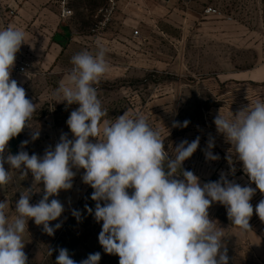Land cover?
Here are the masks:
<instances>
[{
	"label": "rangeland",
	"instance_id": "374dc122",
	"mask_svg": "<svg viewBox=\"0 0 264 264\" xmlns=\"http://www.w3.org/2000/svg\"><path fill=\"white\" fill-rule=\"evenodd\" d=\"M106 5V0L72 3L74 17L69 22L71 30L58 69L45 74L19 73L26 82L17 83L37 109L29 126L20 133L21 143L28 142L22 144L24 151L42 158L47 149L54 150L61 135L74 139L66 121L78 105L60 103L53 93L66 82L73 55L81 51L95 54L98 46H103L109 71L95 87L108 113L104 119L114 121L124 112L143 115L160 132L170 158H174V149L181 141L190 143L199 136V146L183 162L182 170L192 171L201 186L218 181L223 174L231 182L256 189L244 173L242 162L231 152L232 145L217 132L214 118L219 112L235 115L250 103L264 102V0L220 6L214 5V0H120L104 24ZM209 7L217 14H206ZM185 120L189 121L187 127L172 126L175 121L182 124ZM34 131H39L35 140ZM210 139L217 160L206 159ZM21 171L16 170L5 186L10 193V207L16 205L25 189H32L31 204L44 195L43 182L35 185L31 171L26 177ZM72 171V188L49 198L58 199L64 206L62 215L50 222L51 226L59 223L61 227L49 236L33 219L27 223L32 226L33 239L41 245L43 259L56 264L58 249L66 248L77 264L96 252L101 254L99 264H119L118 255L105 253L99 244L103 222L94 219L97 202L91 199L94 190L82 180L85 170L73 167ZM128 191L131 194L132 190ZM262 199L264 193L256 189L250 200L254 209L250 228L260 232H264V221L255 208ZM85 205L93 209V214ZM73 210L81 213L79 220L72 215ZM208 213L209 219L223 229L226 248L242 239L244 232L232 225L226 206L213 202ZM48 249H53L50 256ZM252 259L262 264L257 253Z\"/></svg>",
	"mask_w": 264,
	"mask_h": 264
},
{
	"label": "clouds",
	"instance_id": "9594fccd",
	"mask_svg": "<svg viewBox=\"0 0 264 264\" xmlns=\"http://www.w3.org/2000/svg\"><path fill=\"white\" fill-rule=\"evenodd\" d=\"M25 39L26 33L14 26L0 30V187L11 179L7 163L12 170H22V177L31 171L35 185L43 182L44 195L31 204L32 189H25L12 220L6 215L9 202L0 201V264H27L24 233L29 219L42 225L49 236L61 227L50 222L62 215L64 206L49 198L72 188L73 167L85 170L82 180L94 190L91 199L97 202L94 219L103 222L99 244L105 253L118 255L119 264H228L227 249L221 251L223 229L209 219L208 209L219 202L226 206L232 225L242 232L251 230L254 209L250 200L256 189L264 193V102L250 103L235 115L219 112L214 118L217 132L232 145L231 152L242 162L256 189L242 187L223 174L218 181L201 186L192 171L182 170L183 162L197 150L199 136L190 143L181 141L170 158L160 132L143 115L124 112L114 121L104 119L108 113L95 85L109 71V65L106 49L98 46L95 54L81 51L71 57L73 67L66 82L53 93L60 103L78 105L66 121L74 139L61 135L54 150L47 149L42 158L26 151L5 157L9 141L29 126L37 110L26 98L25 89L11 79L16 54ZM188 124L187 120L182 124L175 121L172 126ZM38 137L39 131H34L32 139ZM213 147L210 139L206 159H219L212 153ZM228 159L231 161V155ZM180 174L183 179L175 178ZM85 209L93 214L92 208L85 205ZM255 212L264 221V199ZM72 215L79 220L81 213L73 210ZM52 251L48 249L49 256ZM100 259L96 252L79 264H99ZM56 264L77 262L66 248H60Z\"/></svg>",
	"mask_w": 264,
	"mask_h": 264
},
{
	"label": "crops",
	"instance_id": "0c3cea01",
	"mask_svg": "<svg viewBox=\"0 0 264 264\" xmlns=\"http://www.w3.org/2000/svg\"><path fill=\"white\" fill-rule=\"evenodd\" d=\"M241 1L248 0H214V5L220 6L224 3L238 5ZM76 2L77 0L70 1L71 9L72 3ZM188 2L191 3L192 0H188ZM58 3L59 0H0V30L14 26L26 33L25 43L21 45L16 54L15 64L11 70V79L22 81V83L26 82L23 76L17 72L20 54L25 55L31 61L29 71L32 72L45 74L60 66L58 62L63 55L64 43L71 30L69 22H72L74 11L72 9L73 16L70 19L61 21ZM20 151H24V149L19 134L9 141L4 155L5 157L8 154L15 155ZM5 169L10 171L11 178L14 177L16 170H12L7 163H5ZM5 186L0 187V201L7 199L9 202L6 215L9 220H12L16 216L15 206L10 207V193L6 192ZM32 231V226L27 224V231L24 233V252L28 257L27 264H48L40 252L41 245L38 246L37 240L33 239ZM242 236L241 240L233 241L230 248L223 245L221 251H224V248L227 249L229 262L231 264H255L252 258L257 253L261 258L260 262L264 264V232L257 229L249 230ZM33 246L35 247L34 251Z\"/></svg>",
	"mask_w": 264,
	"mask_h": 264
},
{
	"label": "built area",
	"instance_id": "2783aa9c",
	"mask_svg": "<svg viewBox=\"0 0 264 264\" xmlns=\"http://www.w3.org/2000/svg\"><path fill=\"white\" fill-rule=\"evenodd\" d=\"M71 0H59V18L61 21H66L73 16V11L70 8ZM107 5L105 8L104 24L109 21L110 16L113 14L115 8L117 7L119 0H106ZM206 14H217V11L211 7L207 8ZM31 68V61L25 56L20 54L17 66V72L20 74L28 73Z\"/></svg>",
	"mask_w": 264,
	"mask_h": 264
}]
</instances>
